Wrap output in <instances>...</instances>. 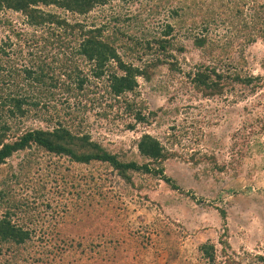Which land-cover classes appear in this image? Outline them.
Wrapping results in <instances>:
<instances>
[{"label":"trees","instance_id":"trees-1","mask_svg":"<svg viewBox=\"0 0 264 264\" xmlns=\"http://www.w3.org/2000/svg\"><path fill=\"white\" fill-rule=\"evenodd\" d=\"M113 1L0 0V12L21 15L20 25L6 16L0 18L4 32V38H0V264H86L84 261L91 259H95V264H132L133 249L125 245L130 232L115 227L118 212H115V194L104 187L102 172L94 168L97 163L111 169L131 187L141 189L135 175L147 174L179 189L165 172V162L175 155L167 145L173 143H164L142 132L136 140L137 157H126L81 129L85 118L77 114L95 106L102 108L95 112L100 118H106L115 109V117L129 120L125 124L129 130H135L138 124L150 125L162 108L149 109L138 98V79L150 82L162 66H166L171 77L181 70L174 53L183 52L185 47L177 43L173 31L185 22L182 14L186 5L179 2V6L169 10L171 18L180 16L177 25L165 22L157 36L148 39L137 38L116 25L120 16L110 6ZM251 1L247 14L245 6L249 0H229L223 3L224 8H219L223 12H218L229 18L234 16L235 21L228 22L237 32L234 37L243 39V45L264 38V0ZM162 4L171 5V2H158L155 11L164 7ZM50 6L54 9L44 8ZM103 6L109 7V13L101 10L92 19L93 9ZM235 39L213 41L215 50H226ZM191 41L194 48L209 54L207 59L201 54V60L182 73L186 78L183 86L188 84L199 97H221L236 87L243 89L239 96L243 97L255 94L264 84L261 76L244 70L243 55L237 60L228 54L214 55L205 25ZM136 59L140 64L132 62ZM261 65L264 69V59ZM30 109H36V116L44 109L57 114L66 109L71 120L79 119L70 128L63 117L53 118L51 114L45 119L49 126L20 130L17 118L25 116ZM40 151L69 164L56 165L57 161H51L56 166L50 171L51 186L66 201L39 223L38 215L31 210L33 206H29V198L50 191L45 183L31 185ZM20 152L24 156L18 162H9ZM194 160L195 164L207 163L210 165L207 169L216 173L226 170L225 164H219L207 152ZM71 164L84 165L87 174L77 177ZM79 178L88 179L85 186H81ZM21 179L24 187H31L33 195H18L13 186ZM217 209L222 217L226 216L223 208ZM31 223L34 225L30 226ZM161 232V239L172 243L174 230L163 228ZM139 237L143 239L144 235ZM219 240L224 253L230 245L225 239ZM199 251L208 264H215L213 242H202ZM224 263L264 264V256L256 255L249 263L228 257Z\"/></svg>","mask_w":264,"mask_h":264},{"label":"rangeland","instance_id":"rangeland-1","mask_svg":"<svg viewBox=\"0 0 264 264\" xmlns=\"http://www.w3.org/2000/svg\"><path fill=\"white\" fill-rule=\"evenodd\" d=\"M161 1L119 3L115 0L110 5L120 16L117 26L137 38L148 39L157 36L165 22L177 25L180 16L171 18L169 10L179 6V2L186 5L185 12L182 11L185 22L182 21V26L173 31L177 43L185 47L183 52L174 53L181 70L171 77L166 66H162L150 82L138 79V98L144 100L149 109L162 108L161 114L150 125L138 124L135 130L126 128L128 119L115 117V109L106 118L95 113L102 110L101 106H95L88 112L80 111L77 115L85 118L81 123L82 130L126 157H137L136 140L142 132L150 133L164 143H173L167 145L175 155L165 162V172L175 180L179 189L175 190L163 180L147 174L135 175V181L142 185L139 189L120 180L105 165L97 163L94 168L102 172L104 187L115 194V212L118 211L115 227L130 232L125 245L133 249L132 264H208L200 257L199 251V245L205 241L215 244V264H225L228 257L249 263L256 255L264 256V84L253 95L239 97L243 89L236 87L221 97L204 99L188 84L183 86L186 78L182 73L201 60V54L206 55V59L209 56L207 52L194 48L191 41V37L202 32L205 25L212 39L213 48H210L214 55L219 53L225 57L228 54L234 60L243 55L246 61L244 70L261 76L264 82L261 65L264 38L258 37L254 42L243 45V39L234 37L237 32L228 22L234 16L229 18V15L218 13L219 8H224L223 3L229 0H169L171 5L162 4L164 7L160 6L155 11V6ZM250 2L245 6L246 14ZM44 8L54 9L52 6ZM107 8H94L90 17L95 19L93 16L100 14L101 10L109 13ZM3 16L21 24V15L17 12L1 11L0 18ZM128 17L129 20H124ZM210 18V23L206 24ZM228 37L237 39L226 50H215L213 41ZM0 38H4L1 24ZM144 57L146 55L143 60ZM132 62L140 64L141 61L136 59ZM35 110L30 109L25 116L17 118L20 130L49 126L45 119L51 114L53 118L63 117V122L70 128L72 122L75 124L79 119L71 120L65 113L66 109L58 114L44 109L38 116L34 115ZM203 152L213 154L219 164H225L226 170L216 173L207 169L210 166L207 163L195 164L194 159ZM23 154L13 155L9 162L15 164ZM36 160L31 185L45 183L50 190L44 195L38 193L29 198V206H33L31 210L36 212L40 223L66 200L64 196L55 194L56 189L51 186L50 171L56 167L51 161H57L55 157L49 158L48 154L40 151ZM61 164L69 163L60 158L56 165ZM70 168L77 177L88 172L84 165L71 164ZM86 180L79 178L81 186H85ZM13 188L18 190L20 197L34 194L31 187H24L22 179ZM219 207L226 211L225 217L219 213ZM38 228L37 231L40 230ZM163 228L174 230L176 235L172 236V243L161 239ZM139 235H144V238L138 239ZM219 238L227 240L230 245L224 253ZM84 262L96 263L95 259Z\"/></svg>","mask_w":264,"mask_h":264}]
</instances>
